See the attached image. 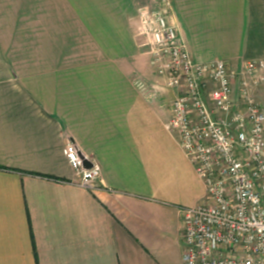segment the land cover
<instances>
[{
	"label": "crops",
	"instance_id": "obj_1",
	"mask_svg": "<svg viewBox=\"0 0 264 264\" xmlns=\"http://www.w3.org/2000/svg\"><path fill=\"white\" fill-rule=\"evenodd\" d=\"M158 7L0 0V264H183V209L207 193L166 129L175 91L140 17ZM173 10L195 61H264V0ZM254 94L264 103V80ZM68 143L100 163L93 190L77 185Z\"/></svg>",
	"mask_w": 264,
	"mask_h": 264
},
{
	"label": "built area",
	"instance_id": "obj_2",
	"mask_svg": "<svg viewBox=\"0 0 264 264\" xmlns=\"http://www.w3.org/2000/svg\"><path fill=\"white\" fill-rule=\"evenodd\" d=\"M158 1L140 17L151 64L175 91L166 129L178 136L207 193L183 209V264H264V103L254 94L264 61L239 70L220 59L195 61L169 21L173 0ZM65 154L77 185L96 188L103 175L97 159L72 143Z\"/></svg>",
	"mask_w": 264,
	"mask_h": 264
},
{
	"label": "rangeland",
	"instance_id": "obj_3",
	"mask_svg": "<svg viewBox=\"0 0 264 264\" xmlns=\"http://www.w3.org/2000/svg\"><path fill=\"white\" fill-rule=\"evenodd\" d=\"M163 81V80H162ZM162 86L164 87V84H163V82H162ZM165 88V87H164ZM170 90V89H169Z\"/></svg>",
	"mask_w": 264,
	"mask_h": 264
},
{
	"label": "water",
	"instance_id": "obj_4",
	"mask_svg": "<svg viewBox=\"0 0 264 264\" xmlns=\"http://www.w3.org/2000/svg\"><path fill=\"white\" fill-rule=\"evenodd\" d=\"M88 167H90V165L88 164Z\"/></svg>",
	"mask_w": 264,
	"mask_h": 264
}]
</instances>
